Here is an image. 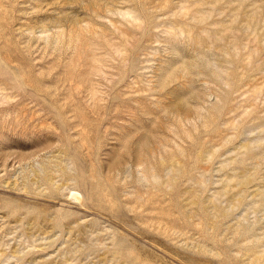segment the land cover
Instances as JSON below:
<instances>
[{
	"label": "rangeland",
	"instance_id": "374dc122",
	"mask_svg": "<svg viewBox=\"0 0 264 264\" xmlns=\"http://www.w3.org/2000/svg\"><path fill=\"white\" fill-rule=\"evenodd\" d=\"M0 264H264V0H0Z\"/></svg>",
	"mask_w": 264,
	"mask_h": 264
},
{
	"label": "bare ground",
	"instance_id": "6f19581e",
	"mask_svg": "<svg viewBox=\"0 0 264 264\" xmlns=\"http://www.w3.org/2000/svg\"><path fill=\"white\" fill-rule=\"evenodd\" d=\"M79 196H80V194L77 192H73V194H72V197H74L75 199H78L77 197H79Z\"/></svg>",
	"mask_w": 264,
	"mask_h": 264
}]
</instances>
